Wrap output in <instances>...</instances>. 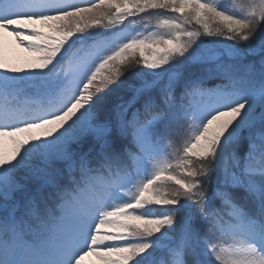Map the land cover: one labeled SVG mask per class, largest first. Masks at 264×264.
I'll return each mask as SVG.
<instances>
[{
	"label": "snow or ice",
	"instance_id": "6c2138e0",
	"mask_svg": "<svg viewBox=\"0 0 264 264\" xmlns=\"http://www.w3.org/2000/svg\"><path fill=\"white\" fill-rule=\"evenodd\" d=\"M89 257L264 264V0H0V264Z\"/></svg>",
	"mask_w": 264,
	"mask_h": 264
},
{
	"label": "rangeland",
	"instance_id": "374dc122",
	"mask_svg": "<svg viewBox=\"0 0 264 264\" xmlns=\"http://www.w3.org/2000/svg\"><path fill=\"white\" fill-rule=\"evenodd\" d=\"M6 41H8L9 44V48H8L9 53L16 55L19 52V49H15L14 45H11L10 38H6Z\"/></svg>",
	"mask_w": 264,
	"mask_h": 264
},
{
	"label": "trees",
	"instance_id": "16d2710c",
	"mask_svg": "<svg viewBox=\"0 0 264 264\" xmlns=\"http://www.w3.org/2000/svg\"><path fill=\"white\" fill-rule=\"evenodd\" d=\"M153 23H155V21H153ZM17 55H23V54L19 52ZM93 262H94L93 264H97V262L95 261V259H93Z\"/></svg>",
	"mask_w": 264,
	"mask_h": 264
}]
</instances>
